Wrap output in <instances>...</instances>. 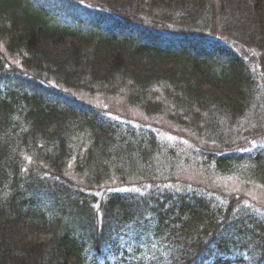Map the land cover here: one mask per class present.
<instances>
[{"label":"trees","instance_id":"1","mask_svg":"<svg viewBox=\"0 0 264 264\" xmlns=\"http://www.w3.org/2000/svg\"><path fill=\"white\" fill-rule=\"evenodd\" d=\"M0 45L31 75L0 47V264H264V202L218 182L264 190V0H0Z\"/></svg>","mask_w":264,"mask_h":264},{"label":"rangeland","instance_id":"2","mask_svg":"<svg viewBox=\"0 0 264 264\" xmlns=\"http://www.w3.org/2000/svg\"><path fill=\"white\" fill-rule=\"evenodd\" d=\"M80 5L82 4L80 3ZM74 6H75V3H74ZM75 7H78V6L76 5ZM84 8H82L80 11L86 12L84 11L85 10ZM89 8H91V6H88V9ZM209 37L218 39L216 37H211V36ZM231 44L235 49L237 48L234 46L235 45L234 43H231ZM0 47L2 48L3 52L8 56V59L11 62V64L14 67H16L15 70L21 71L23 69V66L20 63V61L17 60V58L11 57L3 45H0ZM248 52H250L251 57L257 56L256 59L255 58L253 59L255 60V62H257V60L259 59V53L253 52L252 50ZM257 65L259 66L258 69L259 68L262 69L260 64L257 63ZM21 73H22L21 76L31 78L30 74L25 73V72L23 73L22 71ZM260 80L263 82L264 80L263 75L261 76ZM68 95L85 100L94 105H98L102 108H105L114 117H117L124 121H130L134 124H140L142 122L150 121V119L147 118L138 107L130 105L125 99V97L121 95L114 96V97H105L101 94H88L86 92L72 91V90L68 92ZM155 123L152 125L154 127L156 126L155 128L157 132L160 133L161 137H164L165 140H167L171 144L178 146L179 142L182 140L181 136L186 137V140H184L185 143H182L184 146H181V147L178 146L179 148L177 147L179 150H182L184 154L191 152L192 151L191 147L196 145V141H193V138L191 136L184 135L183 134L184 132H182L181 134H178V131L175 129L176 127L170 124L168 121L166 120L163 121L162 119V120H156ZM161 127H165L166 130ZM263 145H264V137L259 138L257 141L253 142L251 144V147L257 148ZM181 177L191 180V181L199 180V182H201V179L198 177L196 170L192 167H189L188 169H184L183 175ZM218 182L222 186H224L226 190L244 193L246 196L249 197V200L264 202V190L258 184H255L253 182H245L232 175L219 176Z\"/></svg>","mask_w":264,"mask_h":264}]
</instances>
